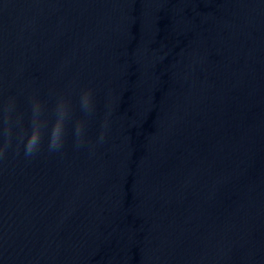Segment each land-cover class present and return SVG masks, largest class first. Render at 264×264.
<instances>
[{
	"label": "water",
	"instance_id": "1",
	"mask_svg": "<svg viewBox=\"0 0 264 264\" xmlns=\"http://www.w3.org/2000/svg\"><path fill=\"white\" fill-rule=\"evenodd\" d=\"M0 264H264V0H0Z\"/></svg>",
	"mask_w": 264,
	"mask_h": 264
}]
</instances>
